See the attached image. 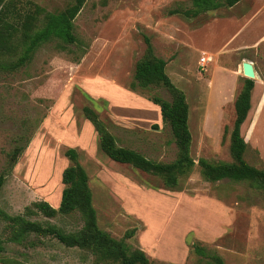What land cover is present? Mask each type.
<instances>
[{
  "label": "rangeland",
  "instance_id": "1",
  "mask_svg": "<svg viewBox=\"0 0 264 264\" xmlns=\"http://www.w3.org/2000/svg\"><path fill=\"white\" fill-rule=\"evenodd\" d=\"M74 1L9 0L4 8L7 21L18 27L26 17L58 12ZM190 5L191 0H85L73 20L75 44L52 40L16 70L0 65L4 211L21 213L38 200L57 208L62 171L71 163L64 151L71 147L87 172L98 226L116 239L134 228L126 242L142 249L150 264H202L191 251L193 243L220 255L224 264H264V190L249 181H206L198 164L200 158L232 161L234 99L246 77L240 74L234 80L230 69L242 71L241 63L250 60L264 78V0H241L194 18L169 13ZM251 18L247 32L259 35L255 43L232 48L230 41L241 22ZM144 35L150 37L154 53L166 60L165 71L184 92L189 107L190 156L195 164L175 190L156 176L108 158L82 113L85 105L95 109L121 146L156 162L176 158L171 130L148 99L159 95L170 100V94L162 86L130 88L135 62L145 48ZM202 50L212 55L204 69L198 63ZM215 52L227 67L213 68ZM4 58L9 57L1 56L0 61ZM248 114L241 126L247 142L244 159L264 169V86L253 89ZM15 147L23 151L10 167L8 153ZM30 218L48 220L66 232L83 224L77 212ZM0 238V264H103L89 251L51 236L31 233L19 243L8 241L1 219Z\"/></svg>",
  "mask_w": 264,
  "mask_h": 264
},
{
  "label": "trees",
  "instance_id": "2",
  "mask_svg": "<svg viewBox=\"0 0 264 264\" xmlns=\"http://www.w3.org/2000/svg\"><path fill=\"white\" fill-rule=\"evenodd\" d=\"M8 1L0 0V57H9L0 61L2 67L16 70L31 60L41 44L52 40H58L65 45L76 43L73 20L85 0H75L58 12H44L42 15L37 13L26 17L18 27L6 19L4 6L6 7ZM239 1L241 0H191L189 7L174 8L169 13L194 18L204 12L231 7ZM143 38L145 48L135 62L130 88L143 90L162 86L170 94V100L159 95H152L148 99L159 106L161 120L171 130L177 148L176 158L167 163L156 162L132 148L121 146L95 109L85 105L82 107V113L96 131L99 148L108 158L156 176L164 187L175 190L180 187V179L186 177L195 164L190 156L192 136L188 125L189 107L184 92L171 81L165 71L166 60L154 53L149 36L144 35ZM57 47L65 48L59 43ZM253 87L254 80L244 78L234 99L235 117L229 133V152L232 161L209 162L204 158L198 159L204 180L216 182L227 178L233 181H249L253 186L264 190V169L250 165L244 159L247 142L241 133V126L251 108ZM225 132L226 127L224 134ZM22 151L23 148L15 147L8 153L10 167L15 164ZM64 154L71 163L62 171L61 180L64 187L59 206L55 208L47 201L38 200L17 214H9L0 207V219L5 222L6 240L19 243L33 233L41 237H54L68 247L85 249L94 256L97 263L150 264L142 249L132 248L126 242V239L133 237L134 228L126 231L122 238L116 239L98 226L88 175L78 160V152L69 147ZM4 179V175L0 173V190ZM75 212L79 213L83 224L80 229L70 232L62 230L48 220L30 218L33 215L52 218L57 214L67 215ZM2 243L3 240L0 238V251L4 248ZM191 251L200 256L199 261L202 264H224L220 255L201 244L193 243Z\"/></svg>",
  "mask_w": 264,
  "mask_h": 264
},
{
  "label": "crops",
  "instance_id": "3",
  "mask_svg": "<svg viewBox=\"0 0 264 264\" xmlns=\"http://www.w3.org/2000/svg\"><path fill=\"white\" fill-rule=\"evenodd\" d=\"M234 6V5H233ZM232 7V6H231ZM247 20V19H246ZM245 20V21H246ZM241 22V24H240V26L238 27V30L236 31L237 32V35H236V37H232V39H231V41H230V46H232V48H235V47H250V46H253V44L255 43V40H256V38L259 36H249V32H247V28H248V26H249V24L251 23V22H253L254 20H253V18H251L249 21H247V22ZM212 24H213V22H212ZM211 25V24H210ZM198 30H201V29H197V30H194V32L193 33H196V31H198ZM246 31V32H245ZM233 32V31H232ZM235 32V33H236ZM193 40V39H192ZM188 45H191V40L189 41V44ZM214 51V50H213ZM213 51H211V52H213ZM202 53H204V54H202L203 56L204 55H206V52L207 51H204V50H202L201 51ZM211 52H209V53H211ZM216 54H217V58L215 59V61H214V63H213V68H216V67H219V68H225V67H227V66H225V64L220 60V53L219 52H215ZM202 55L200 56V57H202ZM200 57H199V59H198V63H199V66H200ZM205 57H207V58H209V60H207L206 62H205V66H206V64L208 63V61H211L210 59H212V55L210 54V56H205ZM243 63V62H242ZM242 63H241V70H242ZM204 66V67H205ZM252 66H253V68H254V70H255V72H257V69H256V67H255V65H254V63H252ZM204 67L202 68V69H204ZM229 69V68H228ZM231 72L233 73V75H234V80H236V78L238 77V75H240V74H243V73H239L238 74V71L240 70H236L235 68H234V66H232L231 67ZM212 72H214V69L212 70ZM239 72H242V71H239ZM258 73V72H257ZM259 75V74H258ZM239 78H240V76H239ZM255 78H253V80H254ZM264 84V78H261L260 76H259V81H257V80H255L254 81V87H253V89L254 88H257V86H264L263 85ZM229 89V88H228ZM253 91V90H252ZM226 92H228V90L226 91ZM227 94V93H226ZM251 97H252V95H251ZM158 106V105H157ZM159 107V106H158ZM251 109V108H250ZM160 111V110H159ZM250 111V110H249ZM249 113V112H248ZM249 115V114H248ZM247 115V118L249 117ZM246 118V119H247ZM246 121V120H245Z\"/></svg>",
  "mask_w": 264,
  "mask_h": 264
},
{
  "label": "water",
  "instance_id": "4",
  "mask_svg": "<svg viewBox=\"0 0 264 264\" xmlns=\"http://www.w3.org/2000/svg\"><path fill=\"white\" fill-rule=\"evenodd\" d=\"M242 73L246 78L249 79H259V75L257 72H255L252 62L250 60H245L242 63Z\"/></svg>",
  "mask_w": 264,
  "mask_h": 264
},
{
  "label": "built area",
  "instance_id": "5",
  "mask_svg": "<svg viewBox=\"0 0 264 264\" xmlns=\"http://www.w3.org/2000/svg\"><path fill=\"white\" fill-rule=\"evenodd\" d=\"M207 60H209V58H207L205 56L200 57V67H201V69L205 66L204 64H205V62Z\"/></svg>",
  "mask_w": 264,
  "mask_h": 264
}]
</instances>
